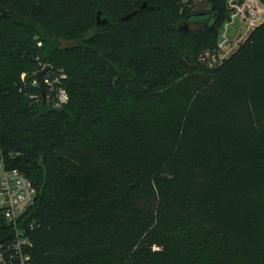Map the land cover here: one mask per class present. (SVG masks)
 I'll return each mask as SVG.
<instances>
[{
  "label": "trees",
  "instance_id": "1",
  "mask_svg": "<svg viewBox=\"0 0 264 264\" xmlns=\"http://www.w3.org/2000/svg\"><path fill=\"white\" fill-rule=\"evenodd\" d=\"M199 1L0 0V161L37 191L33 264H264V23L209 67L229 13L202 0L186 28ZM41 63L66 104L31 96Z\"/></svg>",
  "mask_w": 264,
  "mask_h": 264
},
{
  "label": "built area",
  "instance_id": "2",
  "mask_svg": "<svg viewBox=\"0 0 264 264\" xmlns=\"http://www.w3.org/2000/svg\"><path fill=\"white\" fill-rule=\"evenodd\" d=\"M227 8L229 17L221 28L217 46L200 56V60L209 67L221 66L264 23V0H227ZM41 68L46 70L44 90L37 77L39 71H36L31 82L36 91L31 96L36 99L44 96L56 107L66 104L70 97L64 85L67 73L52 63H41ZM22 79H26L25 73ZM3 169L0 177V211L6 223L13 226L14 236L0 242V264H33L29 229L20 226V218L34 205L37 191L24 172L16 168L5 169L4 166Z\"/></svg>",
  "mask_w": 264,
  "mask_h": 264
},
{
  "label": "water",
  "instance_id": "3",
  "mask_svg": "<svg viewBox=\"0 0 264 264\" xmlns=\"http://www.w3.org/2000/svg\"><path fill=\"white\" fill-rule=\"evenodd\" d=\"M213 6L211 3L209 2H197L194 7H193V11H196V10H206V9H212ZM137 14V10L135 11H132L126 15H124L122 18L127 20L131 17H133L134 15ZM7 15H9V13L0 5V17L1 18H4L6 17ZM97 18H98V23H105L107 21L106 18H102L101 17V13L98 12V15H97ZM182 25H188V22L187 21H184L182 23ZM46 73V70H42V71H39L37 73V77L38 79L41 81V87H42V90H44V87H45V78H44V74Z\"/></svg>",
  "mask_w": 264,
  "mask_h": 264
},
{
  "label": "flooded vegetation",
  "instance_id": "4",
  "mask_svg": "<svg viewBox=\"0 0 264 264\" xmlns=\"http://www.w3.org/2000/svg\"><path fill=\"white\" fill-rule=\"evenodd\" d=\"M199 2H206V1H199ZM215 14L213 10L211 9H206V10H196L188 14L187 18L184 21L188 22V25H184L186 28L193 24H200V25H207L210 21L213 20Z\"/></svg>",
  "mask_w": 264,
  "mask_h": 264
},
{
  "label": "rangeland",
  "instance_id": "5",
  "mask_svg": "<svg viewBox=\"0 0 264 264\" xmlns=\"http://www.w3.org/2000/svg\"><path fill=\"white\" fill-rule=\"evenodd\" d=\"M186 2H188V0H184V3H186ZM186 4H187V6L190 5L189 3H186ZM237 26L240 27V24L238 23ZM187 28H189V26H188ZM62 45L65 46L66 43H65V44L62 43ZM216 46H217V44H216L213 48H208V49H205V50L202 49L203 51H202V52H201V51L199 52V57L201 56V54H202L203 52H205V51H207V50H210V49H214ZM56 67H57V66H56ZM58 68H60V67H58ZM61 69H63V68H61ZM42 70H44V68L38 69L37 72H38V71H42ZM35 76H36V75H35ZM30 77H31V73H28V72L25 73V78H26V79H27V78H30ZM64 85H67V82H66ZM3 171H4V169H3V166L1 165V162H0V177H1L2 174H3Z\"/></svg>",
  "mask_w": 264,
  "mask_h": 264
}]
</instances>
